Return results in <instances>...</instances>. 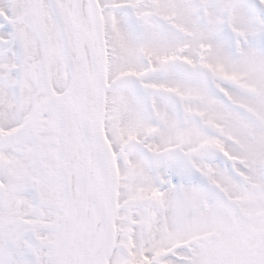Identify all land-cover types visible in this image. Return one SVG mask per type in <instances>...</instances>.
<instances>
[{"label": "snow or ice", "instance_id": "obj_1", "mask_svg": "<svg viewBox=\"0 0 264 264\" xmlns=\"http://www.w3.org/2000/svg\"><path fill=\"white\" fill-rule=\"evenodd\" d=\"M0 264H264V0H0Z\"/></svg>", "mask_w": 264, "mask_h": 264}]
</instances>
